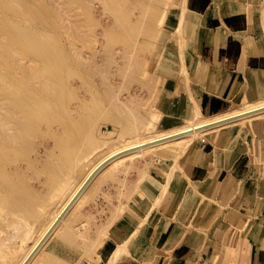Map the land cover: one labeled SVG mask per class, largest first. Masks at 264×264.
Listing matches in <instances>:
<instances>
[{
	"label": "bare ground",
	"instance_id": "6f19581e",
	"mask_svg": "<svg viewBox=\"0 0 264 264\" xmlns=\"http://www.w3.org/2000/svg\"><path fill=\"white\" fill-rule=\"evenodd\" d=\"M94 1L61 0L57 5L51 0H0V264H58L60 259L46 252L47 243L55 236L68 246L97 247L99 237L93 236L90 240L86 234L89 228L76 231V221L86 214L85 202L96 198L99 190L106 188L112 201L117 200L116 204L112 202L109 222L132 209L129 204L134 205L133 200L140 198L141 203H149L147 198L151 185L155 187L154 177L161 179L149 172L153 163L167 156L178 160L188 153L196 140L226 142L227 137L238 130L234 124H241L242 132L255 136L253 141L248 140L251 153L256 161L264 160L260 151V138L264 134V93L260 91L263 85L254 87L250 93L252 97L248 95L238 107L207 115L195 103L190 117L178 124L167 123L165 128L152 130L149 134L144 133V127H157L162 120V107L157 103L156 108L143 103L144 108L149 106L140 112L142 106L134 103L138 100H132L133 96H128L130 93L124 92L127 98L130 97L128 100L134 102L122 97L125 95L121 94L122 83L135 82L142 74L144 77L157 73L164 53L171 46L176 45L184 58L185 30L190 31L195 21L188 12L186 0H97L108 20H95L94 8L98 5ZM173 14L179 26L173 25V21L170 24ZM30 20L37 22L29 25L26 21ZM94 24V27H101V32L95 33L96 28L91 33ZM97 41L101 45L100 52L94 46ZM24 52L29 56H22ZM20 58L30 59L26 62ZM183 66L187 72L185 64ZM76 77L82 79L85 88L81 93L73 86L74 82L70 84L71 78ZM153 77L152 81L157 78ZM157 80L161 81V84L157 81L160 87L155 90L159 92L165 81L161 75ZM144 82L151 81L144 79ZM143 96L134 98L143 100ZM107 103H112V110L104 115ZM100 119L104 126L111 124L113 130L118 131L121 141L112 143L107 135L116 131H103ZM257 136H260L258 140ZM175 147L180 150L175 151ZM95 149L99 152L90 158ZM151 151L154 152L147 161L149 154L146 153ZM143 154H146L147 162H141L145 164L141 166L138 163L143 173L139 179L147 182V188H135V181L130 185L133 187L128 188L127 177L120 175L118 168L124 166L123 161L128 158L132 159L133 165L134 158ZM194 161H198L197 155L191 152L184 163L193 165ZM176 163L172 168L181 166ZM168 181L159 182L158 198L166 193ZM175 200L173 203L165 200L162 204L171 212L177 208L173 215L183 222L188 212L184 197L176 195ZM123 201L127 204L123 203L121 207ZM153 206L149 203L147 207ZM147 221L149 224L151 220L146 216L127 237L117 235L122 226L113 230L112 237L117 246L106 259L107 264H117L131 253L137 231L139 234ZM119 223L123 224V219ZM84 224L78 226L84 227ZM15 242L26 243V252L14 257ZM169 244L170 236L165 246ZM97 257L95 261L102 260L101 252Z\"/></svg>",
	"mask_w": 264,
	"mask_h": 264
},
{
	"label": "crops",
	"instance_id": "0c3cea01",
	"mask_svg": "<svg viewBox=\"0 0 264 264\" xmlns=\"http://www.w3.org/2000/svg\"><path fill=\"white\" fill-rule=\"evenodd\" d=\"M186 3L195 21L190 31L185 30V56L181 57L176 45L171 46L164 53L158 70L165 81L157 103L163 109L161 121L165 124L181 123L190 117L195 103L209 115L238 107L239 101L243 102L248 95L252 97L250 93L254 87L263 85L260 91L264 93V35L260 31L257 6L250 0H186ZM178 24L176 17L173 25ZM183 64L187 72H184ZM244 135L239 128L233 136L227 137L226 142L204 139L196 145L194 143L183 156V169L171 176L166 193L160 197L162 199L158 198L159 182L162 179L168 181L172 169L149 167V172L161 178L154 177L155 187L151 185L148 193L151 206L158 202L151 209L147 207L148 202L143 204L139 198L133 200L135 207L129 204L132 209L109 222L112 202L116 204V199L109 202L100 197V200L104 198L103 204L97 207L84 204L86 214L76 221V231L89 228L87 221L95 222L96 225L86 234L90 240L93 236L99 237L98 246H68L55 236L47 243L46 252L60 259L58 264H73L80 254L92 255L95 260L101 252L103 258L98 263L107 264L106 259L117 246L112 237L113 230L122 226L117 235L127 237L147 216L152 222L148 224L147 221L139 234L137 231L131 253L117 264H264V160L254 159ZM259 138L257 136L256 140ZM260 139V151L264 157V134ZM191 152L198 160L193 165L184 163ZM140 177L138 174L135 179L133 176L129 178L131 180L126 179L128 188L133 187L130 185L134 181L135 188H147V182ZM112 190L117 193L115 188ZM101 193L107 195V189ZM176 195L184 197L188 210L183 222L173 215L177 208L171 212L163 206L165 200L176 202ZM124 201L120 203L121 207ZM121 219L123 224L119 223ZM129 221L131 223L127 224ZM80 223L85 226H78ZM181 225L182 230L179 229ZM169 236L171 244L166 247ZM110 242L114 244L112 248L108 247Z\"/></svg>",
	"mask_w": 264,
	"mask_h": 264
},
{
	"label": "rangeland",
	"instance_id": "374dc122",
	"mask_svg": "<svg viewBox=\"0 0 264 264\" xmlns=\"http://www.w3.org/2000/svg\"><path fill=\"white\" fill-rule=\"evenodd\" d=\"M46 1V0H45ZM51 1H53V2H55V4H57V3H59L60 4V2L59 1H61V0H51ZM63 2H65L66 0H62ZM67 1H69V0H67ZM97 0H95L94 1V3H95V5H98V6H95L96 8H94V11L96 12H94V15H95V20H97L98 18H104L103 20H108V18H107V16L106 15H104V13H105V10H104V8H103V6L97 1ZM173 1H175V0H173ZM257 1V3H255L254 2V0H250V2L252 3L253 2V4L255 5V6H257V9H258V20H259V26H260V31L262 32V34L264 35V0H256ZM71 3V2H70ZM59 4H57V5H59ZM64 5V4H63ZM102 7V8H101ZM100 8V9H99ZM103 9V10H102ZM98 12V13H97ZM97 14L99 15V16H97ZM84 15H85V13H84ZM192 15V14H191ZM101 16H103V17H101ZM97 17V18H96ZM170 24H172L171 23V21H175L176 20V16L173 14V15H171V17H170ZM34 22H37L36 20H30V21H26V23L27 24H29V25H31V24H33ZM95 26V24L93 25V27L90 29L91 30V33L92 32H94L95 30H96V28H97V30L95 31V33H98V31L99 32H101V27L100 26H98L97 25V27H94ZM95 29V30H94ZM100 34V33H99ZM100 42L99 41H97V43H95L94 44V46L95 47H97V49L99 50V52H100V50H101V45L99 44ZM98 45V46H97ZM100 47V48H99ZM24 49V48H23ZM27 51V50H26ZM28 52V51H27ZM85 52L86 53H88V49H86V47H85ZM151 52V51H150ZM150 52H148L147 54H150ZM29 53V52H28ZM147 54H146V56H147ZM22 56H29L26 52H24V54L22 55ZM30 58H20V60H22V61H28ZM156 74V75H155ZM152 75V76H151ZM155 75V77L157 76V78H158V76H159V73L157 72H155L154 74H148L147 76L149 77H147V76H145L144 75V77H143V74H142V77H143V83L144 84H142V82H141V78L142 77H139V78H136V79H138V80H136L135 82H133V80H128L127 82H125L127 85H128V83L130 84V83H132L130 86H127V85H125L124 84V82L122 83V88H121V90H123L122 92H121V94L122 95H124L125 93L128 95V93H130V95H128V96H133V97H131L132 98V100H134L135 101V99L136 100H138V101H132L131 99V101L132 102H134V103H139V105H140V107L142 106L143 108H144V106L142 105L143 103H145L144 105H147V104H149V105H151L152 107H154V108H156V104L155 103H158V101H157V98H158V96H157V93H159L158 95L160 96V92H161V90L159 91V92H156L155 90L157 89V91L159 90V88L158 87H160V85L159 84H161V81L159 80H157V78H155V77H153ZM152 77L153 78H155L154 79V81H155V83H154V81H152L153 79H152ZM72 79V81L71 80H69V82H70V84H72L73 82L75 83V85H74V83H73V86L76 88V89H78L77 90V92L79 93H81V92H83V90L85 89L84 88V86H83V82H82V79L80 78V77H76V78H71ZM74 79H75V81H74ZM95 79L97 80H99V77H95ZM144 79L145 80H147L148 79V82L149 81H151V82H153L151 85H150V83H145L144 82ZM97 80V81H98ZM140 80V81H139ZM138 81V82H137ZM159 82V84H158V82ZM146 84V85H145ZM148 84L152 87V85H154V84H158V85H154L152 88L154 89L153 90V92H151V88H150V86L148 87ZM123 85L124 86H126L127 87V90H126V87H123ZM158 86V87H157ZM81 87V88H80ZM129 87H131L130 89H129ZM155 87V88H154ZM124 88H125V90H124ZM148 88H150V89H148ZM133 89V90H132ZM135 90V91H134ZM141 90V91H140ZM128 91H130V92H128ZM132 91L135 93V92H137V93H135L136 95H133L134 93H132ZM125 92V93H124ZM140 92V93H139ZM132 93V94H131ZM153 93V94H152ZM126 94L124 95V96H122L125 100L127 99V101L129 102L130 100H128L129 98H127L128 96H126ZM138 94V95H137ZM154 94H156L155 96H154V100L152 99V97H153V95ZM142 95H144L143 96V100H139L140 99V97L142 96ZM136 96H140V97H138L139 99H137V98H134V97H136ZM142 98V97H141ZM155 98H156V100H155ZM50 101H52V100H50ZM131 102V103H132ZM142 102V103H141ZM72 103H74L73 101H72ZM152 103V104H151ZM240 103H242L241 101H239L237 104H240ZM148 105V106H149ZM148 106H145V108L143 109L142 107L140 108V112H142V111H145V110H147L146 108H148ZM151 106H150V109H151ZM111 110H112V103H107L106 104V109L104 110V112H103V114L105 115V114H107V113H110L111 112ZM142 110V111H141ZM146 113H148V111L146 112ZM145 113V114H146ZM150 114V113H149ZM101 120V119H100ZM100 122V121H99ZM103 122V120H101V122H100V125H101V129H102V127H103V131L104 130H107V132H109L108 130L109 129H112V131L113 132H115L114 134H108V133H105L110 139H112L113 141H112V143H114V142H118V141H121V137H119L120 135L118 134V131L117 130H113V126L111 125V124H109L108 126H104V123H102ZM178 124V123H177ZM106 125V124H105ZM164 125V126H163ZM166 125L167 124H165V123H163L162 121H159L158 122V124H157V127H155V129L154 128H148V129H146L145 127H144V133H147V134H149L152 130L153 131H155V130H161V129H163V128H165L166 127ZM240 125L241 124H239V123H237V124H234L233 125V127L234 128H236V129H239L240 128ZM230 127H232V126H230ZM146 131V132H145ZM248 133V134H247ZM244 132V136H243V138L244 137H247L248 138V140L249 141H252V139L254 138V136H253V134H251V133H249V132ZM118 134V136H116ZM106 135H103V136H105L106 137ZM115 135V136H114ZM112 136V137H111ZM119 137V138H118ZM116 138H118L117 139V141H115V139ZM195 142H198V143H200L201 141L200 140H196ZM198 143H195V145L196 144H198ZM106 146H107V144H106ZM97 150H99V149H95L94 150V152L93 153H91L90 154V158H92V156H96V154L99 152H96ZM175 151H179L180 149H178V148H176L175 147V149H174ZM154 151H151V153L150 152H148V153H146V154H149V155H147L148 157H146V160L147 159H149V157H151L152 156V153H153ZM146 154H143V155H141V156H138V158L137 157H135L134 158V161L136 162H134V164L135 165H137L138 166V163H140V166L141 165H145V164H142V163H145V156H146ZM176 155V154H175ZM179 155V154H178ZM178 155H176V156H178ZM180 156V155H179ZM178 156V157H179ZM184 155H182V156H180L179 157V159L177 160L178 162L177 163H180L181 164V166H179V168H178V166H175V169L174 168H172V165L174 164V163H176V160L174 159V158H170V157H165V159L163 158V159H161L162 161H157V162H155V163H153L152 164V167H154V168H156V169H158L157 168V166L158 167H164V168H170L171 167V169L173 170L171 173L174 175L176 172H178L179 170H182L183 169V167H182V165H183V160L182 159H184V157H183ZM141 159V161H139V160ZM138 160V161H137ZM128 161H130V162H128ZM148 161V160H147ZM146 161V162H147ZM125 162V165L124 166H122V165H120L119 166V168H118V171H119V174L120 175H122L123 177L124 176H126L127 178H131V176L133 175L134 176V174H136V173H140L139 175H141V179H142V177H143V173L141 172V170L139 169V166H138V169H137V166L135 167V165L133 164H131V163H133L132 162V159L130 158H128L127 160H124L123 161V163ZM142 162V163H141ZM162 162V163H161ZM122 163V164H123ZM128 163H130V164H128ZM176 163V165H180V164H177ZM126 165H130L129 167L127 166L126 167V169L127 170H129L128 172H125V171H127V170H125L124 168H125V166ZM175 165V164H174ZM89 166V165H88ZM132 166H133V168H132ZM131 167V168H130ZM151 167V166H150ZM123 168V170H120V169H122ZM135 168V169H134ZM182 168V169H181ZM133 170H135V171H133ZM139 170V171H138ZM122 171V172H121ZM133 172V173H132ZM131 176H130V175ZM171 174V175H172ZM127 178H125V179H127ZM163 181L165 180V179H162ZM103 189L104 188H102V189H100L99 190V192H100V195L98 194L97 195V197L96 198H94V199H92V200H88L87 202H85L84 204H91V205H95L96 207L98 206V205H102L103 204V200H104V198L107 200V201H109V202H112V197L109 195V194H107V195H105V194H103V193H101L102 191H103ZM100 197H104V198H102V200H100ZM92 202H95V203H92ZM160 204V203H159ZM88 223H87V226L90 228V227H92L93 225H96V223L94 222L93 224H92V222L91 221H87ZM114 224V223H113ZM113 224H110V226H112ZM85 226V225H84ZM32 242V241H31ZM15 244H16V251H15V253H14V257L16 256V255H20V254H23V253H25L26 252V246H25V244H23V243H17V242H15ZM114 246V244H112L111 242L109 243V245H108V247H110V248H112ZM95 254H96V251L94 252ZM90 254H92V253H90ZM100 260V259H99ZM97 262V260L95 261L94 260V258H93V256L92 255H84V254H80V257L78 258V261L77 262H74L73 264H98V262ZM100 264H102V262L100 263Z\"/></svg>",
	"mask_w": 264,
	"mask_h": 264
}]
</instances>
